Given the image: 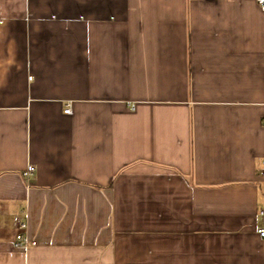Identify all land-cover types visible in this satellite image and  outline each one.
Listing matches in <instances>:
<instances>
[{"label":"crops","instance_id":"0c3cea01","mask_svg":"<svg viewBox=\"0 0 264 264\" xmlns=\"http://www.w3.org/2000/svg\"><path fill=\"white\" fill-rule=\"evenodd\" d=\"M263 210L256 0H0V264H264Z\"/></svg>","mask_w":264,"mask_h":264},{"label":"built area","instance_id":"2783aa9c","mask_svg":"<svg viewBox=\"0 0 264 264\" xmlns=\"http://www.w3.org/2000/svg\"><path fill=\"white\" fill-rule=\"evenodd\" d=\"M258 5L261 7V9L264 11V0H256ZM72 104L69 103L66 106L65 109V113L66 114H71L72 113ZM134 108V106H133ZM36 173V167L34 165H29L24 173L25 178L27 179H31L32 177H34ZM261 216H264V210L260 212ZM27 223L25 222H21L18 224V234L16 235V239L14 242V247L16 249H25L27 250L28 248H30L31 246H33L35 243L33 241H31V239L28 236L27 233ZM259 237H261L262 239H264V229H258L257 231Z\"/></svg>","mask_w":264,"mask_h":264}]
</instances>
